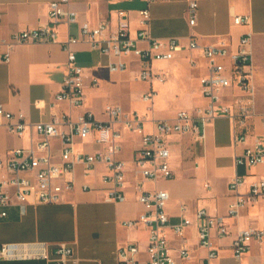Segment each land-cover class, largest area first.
Masks as SVG:
<instances>
[{
	"label": "crops",
	"instance_id": "crops-1",
	"mask_svg": "<svg viewBox=\"0 0 264 264\" xmlns=\"http://www.w3.org/2000/svg\"><path fill=\"white\" fill-rule=\"evenodd\" d=\"M53 1L57 0H0V55L9 52L11 58L10 62L0 64V105L13 114L23 113L28 125L22 135H17L8 130L7 120H0V156L4 160L10 158L15 149L28 148L40 138L33 129L36 123L48 122L55 115L63 114L76 120L86 112H92L98 120L106 121L108 118L103 111L111 103L102 97L103 94L124 92L127 94L126 98L130 99V84L140 69V61L136 57L104 55L93 50L86 42L74 47L78 64L86 72L83 106L74 107L55 99L61 90L67 69V53L63 50L62 42L69 36H79L80 26L86 21L94 27L107 24L109 28L106 34L116 31L120 11H125L128 15L133 39L145 29L155 39L165 41L177 38L185 47L173 60L153 63V71L165 72L167 80L165 83L153 82L157 93L153 102L147 103V107L136 111L127 110L120 103L113 104L122 106L127 112L136 111L143 115L146 131H153L156 121L174 119L178 113L175 112V116L171 118L164 117L165 108L168 107L166 91L170 94L175 89L184 91L181 89H188L194 85V81H198L199 96L191 104L190 111L208 105L200 93V78L205 73L204 61H199L198 69H193L189 62L192 53H189L186 46L191 35L197 37L201 46L225 39L235 48L242 35L252 34L254 63L251 68V84L254 87L255 115L243 129L247 135L245 143H236L232 121L225 115L217 116L204 126L203 141H198L194 134L171 136L168 145L172 153L170 162L175 177L170 180L153 181L145 179L139 173L135 159L141 137L126 134L120 155L128 167L126 199L123 202L106 200L110 185L105 182L109 171L104 164H98L93 169L80 164L74 175V186L66 193L63 202L29 205L24 214L17 205L8 209V216L0 219V245L44 242L54 258L56 247L67 244L73 248L74 258L79 264H118L116 250L120 246L136 244L143 253L148 246L149 232L143 225L125 226L126 222L145 212L144 206L137 199L140 193L138 185H142V191H168L170 199L166 211L172 223H179L183 218L193 222L185 230L184 237L171 234L172 253L178 257L177 250L185 244L190 251L188 264L205 263L208 250L199 243L196 212L205 209L212 216H227L229 206L235 200L230 189L234 177L247 176L246 185L240 190L243 194L248 192L249 183L264 179V165L246 168L236 164L237 157L244 153L246 146L264 138L261 123L264 100L260 94V77L264 78V0H197L199 7L194 26L190 25L187 15L190 0H76L71 8L78 13L77 22L55 25L51 23L48 13L49 3ZM143 11L149 12L147 23L143 22ZM237 15L249 16V24L236 25L234 17ZM43 26L54 27L58 33L57 42L24 43L9 47L15 33ZM138 45L141 48L148 47L145 40H140ZM193 55L196 56L197 52ZM120 61L127 63L125 71L109 70L111 64ZM185 65H189L196 74L187 76ZM93 79L98 80V87L91 85ZM155 84L164 87L158 90ZM148 87L147 84V89ZM246 98L247 95L236 87L223 93V102L227 105ZM101 99H104L102 103L99 102ZM16 121L15 119L13 122ZM54 145L53 153L58 161L60 144L54 141ZM74 147L76 151L86 153H94L100 149L93 137L75 139ZM8 176L5 170L0 171V181ZM226 221L231 232L229 236L220 238L217 231L213 232V242L219 250L216 264L264 262V246L253 244L242 260L235 259L231 246L238 231L254 224L264 227V198L247 205L237 216L227 218ZM142 258H146L145 254ZM0 264L47 263L0 259ZM178 264L182 263L178 260Z\"/></svg>",
	"mask_w": 264,
	"mask_h": 264
},
{
	"label": "built area",
	"instance_id": "built-area-1",
	"mask_svg": "<svg viewBox=\"0 0 264 264\" xmlns=\"http://www.w3.org/2000/svg\"><path fill=\"white\" fill-rule=\"evenodd\" d=\"M76 0H57L49 3L48 13L52 24L77 22L78 13L71 8ZM198 1L190 0L187 15L190 25L197 21ZM143 22L147 23L149 12L143 11ZM2 15L0 13V20ZM249 16L237 15L234 17L236 25H248ZM107 24L92 26L86 21L80 26L79 36H69L62 42L63 50L67 53V69L63 78L61 90L56 94L58 102H66L74 107H82L86 96L85 68L78 64L74 47L81 42L91 45L93 50L107 56L136 57L140 61V69L135 80L145 82L148 89L140 96L141 101L152 103L157 91L153 82L165 83L167 74L156 73L152 65L156 61H171L184 46L177 38L165 41L153 38L148 30L143 29L138 37L130 35V21L125 11L119 12L117 30L106 34ZM140 40L148 43L147 48L138 45ZM58 33L53 26H43L34 29H25L12 35L9 47L15 44L57 42ZM187 49L190 56V65L198 69L199 61H204L205 73L200 78L201 96L208 102L206 107H198L192 111L180 110L174 119L158 120L154 123L153 131H146L145 117L138 112H127L120 105H106L103 114L106 121L96 118L92 112H86L73 120L71 116L63 114L54 116L51 121L39 122L33 129L39 139L28 148H19L12 151L7 160L0 156V171L5 170L9 176L0 181V219L8 216V209L17 205L22 214L29 205L58 204L65 200V195L74 186V175L78 165L93 169L98 164H104L109 174L105 182L110 186L107 189V201L123 202L126 199L125 188L128 167L120 158L123 150V139L126 134L141 137L140 147L137 149L135 166L145 178L153 181L175 177L171 168L172 153L168 139L173 135L194 134L198 141H203L204 126L220 115L228 116L233 125V134L236 143H245L247 135L243 131L248 120L255 115L253 99L254 87L251 84V68L254 63L253 37L251 33L241 36L237 47H232L225 39L210 45L201 46L195 35L188 38ZM197 52L194 56L193 53ZM10 53L0 55V64L10 62ZM127 63L120 61L111 64L112 72L125 71ZM98 80L93 79L91 85L98 87ZM238 88L247 95L245 100H239L233 105L223 102V93L232 88ZM8 121V130L22 135L27 128L23 113L13 114L0 105V120ZM16 122H13L14 120ZM264 127V115L261 117ZM93 137L100 149L94 153L76 151L75 139ZM54 141L60 144L59 160L55 159ZM237 166L251 168L264 165V138L248 145L242 155L236 159ZM246 175H236L230 183L235 200L230 204L227 216H212L205 209L196 212L198 239L201 247L208 250L206 262L216 264L219 250L213 242V232L217 231L220 238L231 234L227 218L235 217L240 210L249 204H254L264 198V179H257L249 183V190L243 194L241 188L246 185ZM138 201L144 206L138 218L125 223V226L134 227L143 225L149 232L147 249L143 253L136 244L122 245L116 250L118 264H188L190 251L183 244L177 251L178 257L172 253L170 245L171 234L184 237L185 230L193 225L190 219L183 218L179 223H172L166 211L170 195L166 190L154 192L142 191ZM253 244L264 246V227L250 225L236 233L232 242V251L235 259L242 260L251 250ZM49 246L44 242L28 244L0 245V259L12 261H44L47 264H79L74 258V250L67 244L58 245L51 257ZM145 254L146 258H142ZM264 264V262H260Z\"/></svg>",
	"mask_w": 264,
	"mask_h": 264
},
{
	"label": "rangeland",
	"instance_id": "rangeland-1",
	"mask_svg": "<svg viewBox=\"0 0 264 264\" xmlns=\"http://www.w3.org/2000/svg\"><path fill=\"white\" fill-rule=\"evenodd\" d=\"M82 65L87 66V64ZM186 70V75L193 76L194 72L192 69H190L189 65L184 66ZM196 74V73H195ZM194 74V75H195ZM129 75V74H128ZM131 85V97L130 99L126 98V93H118V92H111V94H103L102 97H105L108 103L111 104H117L120 103L122 104L127 110H136L139 111L143 107H147L148 104L145 102H142L139 98L141 93L147 89V84L141 83L138 80H132ZM155 87L160 90V84H155ZM184 91H179L177 89L172 90L171 94L170 92L167 93L165 92V99L167 101L168 107L165 108L164 112V117L166 118H171L175 116V112H178L179 110H190L191 109V104L193 101L199 96V91H198V81H194V85L192 87H188V89H181ZM164 92V91H163ZM260 94L261 98L264 100V78L260 77ZM104 99H101L99 102H103Z\"/></svg>",
	"mask_w": 264,
	"mask_h": 264
}]
</instances>
